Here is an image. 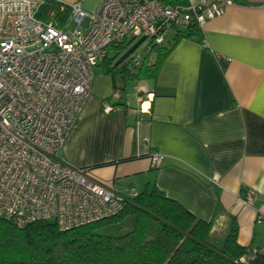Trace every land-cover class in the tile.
I'll return each instance as SVG.
<instances>
[{
	"label": "crops",
	"instance_id": "obj_1",
	"mask_svg": "<svg viewBox=\"0 0 264 264\" xmlns=\"http://www.w3.org/2000/svg\"><path fill=\"white\" fill-rule=\"evenodd\" d=\"M56 1L90 13L100 0ZM232 1L197 37L173 44L170 30L163 45L171 50L154 77L116 90L98 65L60 158L121 193L155 186L211 222L212 243L235 219L237 242L249 248L240 262L264 264V0ZM152 153L164 155L155 168Z\"/></svg>",
	"mask_w": 264,
	"mask_h": 264
},
{
	"label": "built area",
	"instance_id": "obj_2",
	"mask_svg": "<svg viewBox=\"0 0 264 264\" xmlns=\"http://www.w3.org/2000/svg\"><path fill=\"white\" fill-rule=\"evenodd\" d=\"M44 2L0 0V216L19 228L52 220L71 229L119 215L138 193L133 186L121 193L91 178L87 167L60 158L91 96L95 68L131 38L145 36L148 53L164 44L170 30L190 23L201 29L233 1L100 0L90 13L76 2L64 18L59 7L43 20L37 11ZM141 63L132 54L128 67ZM103 109L112 110L106 104ZM163 158L150 154V166L158 167ZM253 197L247 191L244 203Z\"/></svg>",
	"mask_w": 264,
	"mask_h": 264
},
{
	"label": "trees",
	"instance_id": "obj_3",
	"mask_svg": "<svg viewBox=\"0 0 264 264\" xmlns=\"http://www.w3.org/2000/svg\"><path fill=\"white\" fill-rule=\"evenodd\" d=\"M170 5H188V0H158ZM59 7L64 18L69 5L45 0L37 16L47 20ZM201 29L190 23L175 32V44L182 37H197ZM131 38L112 49L102 68L114 77L116 90L126 78L154 77L171 46L153 45L141 65L129 68L131 55L119 65L117 58L135 42ZM154 54L153 62L149 61ZM133 216L131 230L118 236L96 232L100 223ZM211 222L196 218L164 192L152 186L128 200L123 211L110 219L71 229H60L52 220L32 222L19 228L0 216V264H242L240 258L249 248L237 242L238 225L231 220L220 242H211Z\"/></svg>",
	"mask_w": 264,
	"mask_h": 264
},
{
	"label": "rangeland",
	"instance_id": "obj_4",
	"mask_svg": "<svg viewBox=\"0 0 264 264\" xmlns=\"http://www.w3.org/2000/svg\"><path fill=\"white\" fill-rule=\"evenodd\" d=\"M147 41V40H146ZM142 43L133 54H138L140 60H144L146 56V51L143 49ZM127 84L131 85L132 83H135L134 79L132 78H126ZM134 224V217L133 216H125L122 219H119L118 221H111V222H104L100 223L98 227L96 228V232L103 235H112V236H118L121 234H124L125 232H128L132 229Z\"/></svg>",
	"mask_w": 264,
	"mask_h": 264
},
{
	"label": "water",
	"instance_id": "obj_5",
	"mask_svg": "<svg viewBox=\"0 0 264 264\" xmlns=\"http://www.w3.org/2000/svg\"><path fill=\"white\" fill-rule=\"evenodd\" d=\"M145 40V36H140L135 40V42L130 45L115 61L114 65L117 66L126 60L133 52L141 45V43Z\"/></svg>",
	"mask_w": 264,
	"mask_h": 264
}]
</instances>
